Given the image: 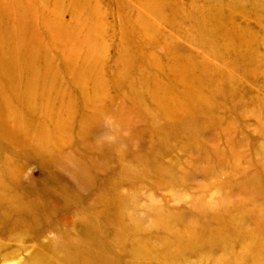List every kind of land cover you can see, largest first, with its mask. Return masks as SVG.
Here are the masks:
<instances>
[{
    "label": "rangeland",
    "instance_id": "1",
    "mask_svg": "<svg viewBox=\"0 0 264 264\" xmlns=\"http://www.w3.org/2000/svg\"><path fill=\"white\" fill-rule=\"evenodd\" d=\"M0 264H264V0H0Z\"/></svg>",
    "mask_w": 264,
    "mask_h": 264
}]
</instances>
